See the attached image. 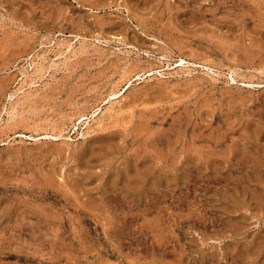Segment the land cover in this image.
<instances>
[{"label": "rangeland", "instance_id": "374dc122", "mask_svg": "<svg viewBox=\"0 0 264 264\" xmlns=\"http://www.w3.org/2000/svg\"><path fill=\"white\" fill-rule=\"evenodd\" d=\"M0 264H264V0H0Z\"/></svg>", "mask_w": 264, "mask_h": 264}, {"label": "bare ground", "instance_id": "6f19581e", "mask_svg": "<svg viewBox=\"0 0 264 264\" xmlns=\"http://www.w3.org/2000/svg\"><path fill=\"white\" fill-rule=\"evenodd\" d=\"M70 45H71V44H69V46H70ZM67 46H68V45H67ZM69 46H68V47H69ZM70 47H71V46H70ZM68 49H69V48H68ZM74 51H75V50H74ZM40 54H42V53H40ZM40 54H39V55H40ZM43 57H44V56H43ZM40 58H41V57H40ZM31 59H32V58H31ZM44 59H46V58H44ZM44 59H43V60H44ZM38 61H39V60H38ZM38 61H37V64H38ZM181 61L183 62L184 60H181ZM32 62H34V61H32ZM34 63H35V62H34ZM31 65H32V64H31ZM34 66H35V65H34ZM38 66H39V65H38ZM44 68H45V67H44ZM44 68H43V69H44ZM33 69H34V68H33ZM24 70H25V69H24ZM22 71H23V70H22ZM37 71H38V70H37ZM42 71H43V70H42ZM40 72H41V71H40ZM23 73H24V71H23ZM33 73H34V72H33ZM152 73H153V72H152ZM26 74H27V73H26ZM37 74H38V73H37ZM40 75H41V74H40ZM40 75H39V76H40ZM44 75H45V74H44ZM162 75H163V74H162ZM166 75H167V74H166ZM160 76H161V74H160ZM30 77H31V76H30ZM34 77H35V76H34ZM24 78H25V77H24ZM28 78H29V77H28ZM36 78H37V76H36ZM22 79H23V78H22ZM28 80H29V79H28ZM39 80H40V79H39ZM34 81H35V80H34ZM25 83H26V82H25ZM25 83H23V84H25ZM31 83H32V81H31ZM33 84H34V83H32V85H33ZM26 85H27V84H26ZM28 85H29V84H28ZM34 85H35V84H34ZM30 86H31V85H30ZM19 87H20V86H19ZM19 87H17V88H19ZM21 91H22V90H21ZM115 92H116V91H115ZM121 92H122V91H121ZM109 93H110V92H109ZM114 94H116V93H114ZM123 94H124V93H122V94H121V93H120V94H116V95H114L113 98H116V97H119V96H121L122 98H124L125 95H123ZM108 98H109V97H107V99H108ZM110 98H111V97H110ZM107 99H106V100H107ZM118 100H119V99H118ZM118 100H116V101H113V100H112L113 103H116V102H117V104H116V105L113 104V106L109 107V109H110V111H109L110 113H108L109 115L112 113L111 111H113V113H115V114H121V112H122L124 106H123V105L120 103V101H118ZM125 100H126V99H125ZM104 103H105V102H104ZM108 105H109V104H108ZM105 107H106V106H105ZM125 109H126V108H125ZM103 110H104V109H103ZM107 110H108V109H107ZM97 111H98V110H97ZM104 111H105V110H104ZM99 112H101V111H98V113H99ZM123 112H124V111H123ZM98 113H97V114H98ZM101 113H103V111H102ZM95 114H96V112H95ZM90 115H91V114H90ZM93 115H94V114H93ZM84 116H85V115H84ZM115 116H116V115H115ZM121 116H122V115H121ZM123 116H124V115H123ZM123 116H122V117H123ZM101 117H102V116H101ZM116 117H118V116H116ZM79 118H80V117H79ZM84 118H85V117H84ZM99 118H100V117H99ZM114 118H115V117H114ZM81 119H82V117H81ZM100 119H101V118H100ZM110 119H111V118H110ZM98 120H99V119H98ZM101 120H103V117H102ZM101 120H100V121H101ZM86 121H87V120H86ZM93 122H94V121H93ZM95 122H96V121H95ZM97 122H98V121H97ZM97 122H96V123H97ZM122 122H123V121H122ZM125 122H126V121H125ZM85 123L87 124V122H85ZM96 123H95V124H96ZM99 123H100V122H99ZM95 126H96V125H95ZM99 127H100V126H99ZM88 129H89V128H88ZM88 129H87V130H88ZM83 130H84V129H83ZM85 132H86V131H85ZM89 132H90V130H89ZM20 134H21V133H20ZM86 134H87V133H86ZM46 135H47V134H46ZM57 136H58V135H57ZM15 138H16V137H15ZM5 139H6V138H5ZM7 139H8V138H7Z\"/></svg>", "mask_w": 264, "mask_h": 264}]
</instances>
